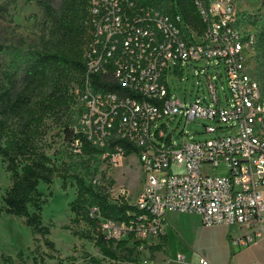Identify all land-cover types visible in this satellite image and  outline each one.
<instances>
[{"label": "built area", "instance_id": "obj_1", "mask_svg": "<svg viewBox=\"0 0 264 264\" xmlns=\"http://www.w3.org/2000/svg\"><path fill=\"white\" fill-rule=\"evenodd\" d=\"M192 3L200 32L160 7L135 0H89L92 29L77 92L78 128L90 145L105 150L99 155L107 166L117 167L134 153L144 174L133 202L123 186L89 179L105 182L112 202L139 210L135 219L98 216L107 239L157 245L168 210L196 213L204 226L245 227L246 233L229 239L231 246L264 238V95L246 69L255 36L238 30L237 0ZM200 60L222 67L228 95L224 106L209 74L210 101L170 95L166 78L172 65L181 68ZM94 75L116 88H96ZM178 115L184 127L198 119L213 122L203 131L214 137L177 140L172 124ZM126 145L133 148L128 155ZM72 146L81 153L78 140ZM220 167L224 173H214Z\"/></svg>", "mask_w": 264, "mask_h": 264}, {"label": "trees", "instance_id": "obj_2", "mask_svg": "<svg viewBox=\"0 0 264 264\" xmlns=\"http://www.w3.org/2000/svg\"><path fill=\"white\" fill-rule=\"evenodd\" d=\"M34 1L43 16L41 43L21 51L11 43L0 41V54L18 56L21 62L19 68L0 75V160L10 180L9 188L0 196V215L6 213L21 218L33 235H40L45 244L53 248L54 244L45 238L49 225L43 222L41 214L42 205L51 192L41 193L38 185L40 182L50 184L58 177L64 186L66 180L72 178L77 194L69 204L74 213L71 222L84 219L89 227L74 234L79 238H92L104 258L114 261L122 258L129 264H139L132 254L140 242H131L128 238L107 239L98 217L115 221L135 219L138 207L127 202H112L105 191V182H90L78 174H70L64 162L58 165L50 156L55 137H63L69 144L78 140L82 156L91 157L105 151L90 145L78 128L77 92L82 86L84 52L92 29L89 0H60L58 7L53 6V0ZM135 1L160 8L168 3L164 10L179 15L185 24L200 32V18L192 0ZM258 41L264 44V29ZM92 81L96 88H116L99 82L97 75ZM126 148V155L133 151L129 145ZM101 179L106 180L104 176ZM106 183L110 186L112 180ZM92 208L95 210L91 212ZM160 238L163 241V234ZM159 245L149 246V249L155 251L160 249ZM22 255L19 251L17 259L25 264ZM2 257L4 261H12L10 257ZM90 259L99 264L98 258L91 256Z\"/></svg>", "mask_w": 264, "mask_h": 264}, {"label": "rangeland", "instance_id": "obj_3", "mask_svg": "<svg viewBox=\"0 0 264 264\" xmlns=\"http://www.w3.org/2000/svg\"><path fill=\"white\" fill-rule=\"evenodd\" d=\"M59 2L60 0H53V6L58 7ZM166 5L168 6V3H165L164 9ZM236 6L239 10L238 30L255 36V42L251 44L246 55V69L264 95V44L258 41V35L264 29V0H237ZM42 31V11L34 0H0L1 42L11 43L21 51L26 50L41 43ZM20 66L18 56L0 54V75ZM207 74L214 76L219 104L224 106L228 95L222 67L214 65L212 61H187L181 68L172 65L166 78L170 95L187 102L196 97H204L206 101H210ZM179 117L178 115L172 124L173 127L176 126V133H180L176 136L177 140L182 137L186 141L214 137L213 133L203 131V125L213 122L198 119L184 127L185 120H179ZM50 156L58 165L64 162V168L69 170L70 174H78L84 180L104 176L106 180H112L110 186H123L128 192L130 202L136 199L144 184V174L134 153L129 154L117 167H110L99 154L82 156L74 152L72 144L64 141L63 137H55ZM223 171V167H220L214 173H224ZM74 182V179L68 178L63 186L62 179L55 177L50 184L40 182L38 185L41 193L48 195L51 192L42 205L41 214L43 222L49 225V233L45 238L54 244L53 248L48 247L40 235H33L30 228L22 223L21 218L6 213L0 215V264H21L17 259L19 251L23 252L25 264H41V260L44 264H95L91 261V256L98 258L99 264H129L122 258L117 261L104 258L94 246L92 238H79L74 234V231L89 228L84 219L78 223L71 222L74 213L69 204L77 194ZM9 186V174L5 172L0 160V196ZM181 214L179 212V215ZM128 244L130 247L132 243ZM147 246L139 244L133 251L132 258L139 264H146V260L151 261L152 251ZM2 256L10 257L12 261H4ZM34 259L37 263H34Z\"/></svg>", "mask_w": 264, "mask_h": 264}, {"label": "crops", "instance_id": "obj_4", "mask_svg": "<svg viewBox=\"0 0 264 264\" xmlns=\"http://www.w3.org/2000/svg\"><path fill=\"white\" fill-rule=\"evenodd\" d=\"M262 197L264 206V190ZM181 213L165 212L163 241L160 238V249L150 254L153 264H199L201 258L207 264H264V238L246 246H231L229 239L246 233L245 227L204 226L198 214Z\"/></svg>", "mask_w": 264, "mask_h": 264}]
</instances>
